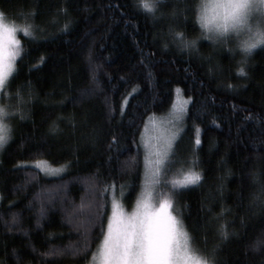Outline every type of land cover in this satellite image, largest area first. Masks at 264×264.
<instances>
[{"label": "trees", "instance_id": "trees-1", "mask_svg": "<svg viewBox=\"0 0 264 264\" xmlns=\"http://www.w3.org/2000/svg\"><path fill=\"white\" fill-rule=\"evenodd\" d=\"M184 6L167 0L152 15L138 0H0L23 50L8 91L19 87L25 113L7 118L11 138L0 150L2 264H87L74 252L97 248L113 198L132 208L143 125L169 109L177 89L188 104L164 168L201 174L172 196L196 254L219 244L218 264H264V46L241 75L234 34L214 43ZM28 24L34 36L21 31ZM170 30L197 39L196 48L179 47ZM38 160L66 170L48 175Z\"/></svg>", "mask_w": 264, "mask_h": 264}, {"label": "snow or ice", "instance_id": "snow-or-ice-1", "mask_svg": "<svg viewBox=\"0 0 264 264\" xmlns=\"http://www.w3.org/2000/svg\"><path fill=\"white\" fill-rule=\"evenodd\" d=\"M167 0H138V7L155 15L160 5ZM189 7L195 13V21L202 29V35L213 42L227 44L230 36L236 43L229 51L235 52L238 48L241 53L240 67L237 72L247 75L245 65L254 49L264 46V0H192L189 4L185 0L183 11ZM163 15V12H161ZM175 15V12L172 13ZM0 13V150L4 149L11 138L10 127L5 122L6 118L13 113L18 114L20 119L25 118V113L20 107L23 98L19 87L15 93L8 91L10 76L18 72L16 60L22 56L21 41L16 38V27L7 25ZM65 24V28H67ZM33 25L28 24L21 28L26 37L34 36ZM170 36L174 43L186 50L196 48L197 39H188L184 32L171 31ZM242 37V38H241ZM165 48L168 47L166 43ZM179 91V89H177ZM15 97V105L8 110L9 103ZM65 99H68L66 97ZM63 103V101H61ZM184 110V103L177 108L176 120L180 119V113ZM52 133L57 131L56 126L50 128ZM178 131V130H177ZM176 133L167 136L161 145H151L147 142L145 147L149 149V157H146V167L150 169L149 179L145 181L143 196L137 200L136 206L131 213L124 210L122 204L113 199L112 212L108 218L106 227L102 221V239L96 249L91 250L89 244L74 252L78 258L87 260V264H218L216 252L220 245H215L202 255L199 245L194 243V237L186 230L184 221L178 210L174 208V193L185 190L181 186L196 184L201 181L200 172L189 169L182 175L171 181L170 192H165L156 202L157 187L163 183L159 177L163 171L162 165L172 148V141ZM116 138L113 137V142ZM200 143L199 139L196 141ZM155 159H151V156ZM169 163L173 162L171 160ZM33 163L30 161L18 162ZM42 171L55 173L60 171L56 168L45 167L46 162H35ZM135 164L136 159L132 158ZM130 183V182H129ZM107 185L105 186V192ZM123 191L121 195H123ZM223 211V210H222ZM220 235L222 240H227L229 233L222 225ZM91 250L92 256L87 257ZM52 253H49V255ZM2 264V262H0Z\"/></svg>", "mask_w": 264, "mask_h": 264}, {"label": "rangeland", "instance_id": "rangeland-1", "mask_svg": "<svg viewBox=\"0 0 264 264\" xmlns=\"http://www.w3.org/2000/svg\"><path fill=\"white\" fill-rule=\"evenodd\" d=\"M4 22L7 25H9V26H14V27H16V29H18V27L15 24L9 23V22H7L5 20H4ZM16 38L19 39L18 38V35H17V32H16ZM181 103H184V110H183L182 113H180V119L179 120H176L177 108H178V106ZM187 104H188V100L186 99V97L183 94H181L179 91L176 90V94H175L173 103L171 104V106L169 107V109L167 111H165V112L158 113V115H151L145 121V123L143 125L144 127H143L142 132H141V135H140V137H141L140 143H141V146H142V148L144 150L143 151V153H144V157H143V159H144V161H143V170H144V172H143V177H142V181L143 182H142L141 188L139 190V195L137 196V199L135 200V202L133 203L132 208L129 209V211L126 209V207L124 206V204L117 198V201H119L122 204V206H123V208H124V210L126 212L131 213L133 211V209L136 206L137 200L140 199L143 196V194H144L145 181L147 179H149L150 169L146 167V163H145L146 157H149V149L145 147V143L147 142L148 144H151V145H161V144H163V142H164V140H165V138L167 136H169V135H171V133L175 132L176 135H175V138L172 141V148L169 150V154L165 158V164H166V162L168 160V157L171 154V151L175 148L176 141H178V139L180 137V135H178V134H179V132L181 130V127H182V124L181 123H182V121L184 119V114H185V110H186ZM5 122L8 124L7 118H6ZM150 158L151 159H155V156L153 155ZM38 161H42V160H38ZM35 162H34V165L39 169L40 167H38ZM164 165L161 166L162 169H163V171H162L159 179L162 182H165V181L168 182V184H167V186H165L162 183L160 187H157L155 189V191H156V202L157 203H158V200L160 198H162V196H163V194L165 192H170V190H171V181L174 178L182 175V173L184 171H187V170H183L182 172H179V171L173 170L172 173L171 172L168 173V171H166V169L164 168ZM44 166L46 168L47 167H51V168H56V169H59L60 170V171L55 172V173H49L47 171H43L44 173H46L48 175L51 174L53 176H61V174L66 170L64 166H61V167H59V166H53V165H49L48 163H46ZM191 169H193V168H191ZM84 181L88 182V181H90V178H88L86 176L84 178ZM89 184H91L92 187L94 185V183L92 184V182H89ZM85 187H86V184H85ZM54 192H55L54 189H52L51 191H47L46 193L50 196L51 194H54ZM84 192L85 193H83V195L85 196V198H88V199L89 198L90 199L93 198V196H94L93 191H91L89 189V190H84ZM91 196H92V198H91ZM113 199H116V198H113ZM111 204H112V201H111ZM85 205H88V202ZM111 212H112V207H110V210H109V213H108V218L111 215ZM69 216H70V214H69ZM71 221H73L72 218H71ZM107 222H108V219H107ZM106 225H107V223H106Z\"/></svg>", "mask_w": 264, "mask_h": 264}]
</instances>
